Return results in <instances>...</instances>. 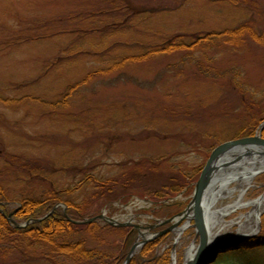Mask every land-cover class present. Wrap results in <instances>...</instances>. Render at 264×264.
Wrapping results in <instances>:
<instances>
[{
  "label": "rangeland",
  "instance_id": "rangeland-1",
  "mask_svg": "<svg viewBox=\"0 0 264 264\" xmlns=\"http://www.w3.org/2000/svg\"><path fill=\"white\" fill-rule=\"evenodd\" d=\"M260 13L264 14V0H0V186L15 199L23 190L13 169L6 167L7 152L58 168L62 173L52 176L62 191L81 182L84 170L111 178L121 174L129 162L163 158L166 168L189 174V179L182 181L190 186L187 194L165 208L135 199L126 205L99 200L89 208L85 220L91 223L96 218L99 226L104 227L106 223L98 216L106 213L122 222L129 219L137 225L151 224L154 227L148 230L149 234H161L153 238L159 248L152 254L163 256L167 264H188V249L193 244L199 249L202 241L194 213L188 219L180 220V216L176 228L173 219L191 205L195 184L213 151L229 141L261 133L264 137V121L254 127L252 135L251 127L245 126L248 108L250 112H264V46L240 42L248 28L263 34L260 24L243 26L253 17L258 23L264 21ZM209 32L229 33L222 48L195 53L196 61L205 65L215 61L218 72L213 78L201 76L196 66L188 63L181 74L167 71L155 82L169 65L180 63L183 54L177 53L131 68L129 75L133 81L113 75L80 87L73 97L69 119L54 117L51 110L37 101H56L65 92L67 96L70 87L108 65L109 56L102 59L106 61L103 63L98 58L86 57L89 51L102 47L135 52L179 34L190 42ZM6 99L16 102L9 106L4 103ZM187 108L201 116L168 114ZM258 151L253 155L237 154L222 169L246 159H264V149ZM235 187L234 184L231 189ZM94 191V187L81 191L78 201L90 198ZM239 195L240 191H235L220 197L214 207L232 205ZM263 195L264 172L245 191L243 202ZM19 206L13 202L11 209L16 211ZM251 210L248 207L233 211L222 220L224 226L217 218L222 240L213 243L207 261L216 262L222 252L264 234L263 210L255 232L237 238L241 223ZM167 213L172 215L166 216ZM186 224L187 230L177 238L175 230ZM100 231V235L115 243L114 261H106L108 264H123L132 247L143 241L138 231L131 234L128 230V242L125 235L110 236ZM146 246L136 251L131 262ZM89 247L100 248L99 242L92 241ZM121 249L125 254L119 260L116 256ZM2 254L0 251V264H7L8 258V264H52L44 260L17 263V252L3 254L4 258ZM250 257L257 264H264V250ZM55 260L59 264H75L62 257Z\"/></svg>",
  "mask_w": 264,
  "mask_h": 264
},
{
  "label": "trees",
  "instance_id": "trees-1",
  "mask_svg": "<svg viewBox=\"0 0 264 264\" xmlns=\"http://www.w3.org/2000/svg\"><path fill=\"white\" fill-rule=\"evenodd\" d=\"M124 2L125 4H129L126 1ZM128 8L127 5L125 10L127 11ZM133 14H138L137 10ZM260 16L264 17V14ZM251 23L252 25L260 24V29L264 30V21L258 23L254 17L242 25H250ZM93 30L96 31L95 28ZM262 33L254 30L253 27L248 28L246 34L243 33L241 35L242 39H240V42L242 44L247 42L249 45L255 42L264 46V31ZM228 34L226 32L223 34L209 32L197 36L190 42L187 41L188 38L184 35L179 34L135 52L121 49L107 50L100 47L101 50H95V52L89 51L86 57L98 58L104 63L106 61L102 59L105 56H109L106 67L102 66L101 68H97L94 72L87 75L83 81L70 87L71 89L67 96L65 92L56 101L48 99L37 101L46 110H51L54 117H67L69 119L71 116L70 111L73 104V97L79 91L78 89L80 87L88 86L95 81L106 79L113 75H118L120 78L126 77L127 81H133L134 79L129 75L131 68L142 65L143 63L146 64L161 60L162 58L165 59V57H172L177 53L183 54L180 63L169 65L155 82L159 81L167 71L175 72L176 70L178 75L181 74L184 68L183 66H186L188 63L194 64L201 76L207 79L213 78L216 72H218L215 61H212L209 65H205L200 61H196L195 53L205 49L222 48V46H225L224 42L227 40L226 37H228ZM5 102L10 106L16 100L6 99L4 100ZM242 103H245L244 100ZM245 106L247 108L249 107L247 103H245ZM248 109L249 112H245L248 113V120L245 126L246 128L251 127L249 133L252 135V133H255L253 131L254 127L256 128V125L264 121V112L259 111L254 113L250 112V108ZM168 114L179 117L194 116L198 118L201 116V114L191 111L188 108L177 111L172 110ZM163 160L161 158L154 161L137 160L129 162L125 164L126 169L121 174L111 178H101V176L87 173L89 171L84 170L81 173L86 174L84 175L85 178L81 179V182L76 184L75 187H67L66 190L62 191L63 189L60 187L59 182L52 176L53 174L62 173L58 168H51L42 160L26 159L24 156H11L7 152L6 167L13 169L15 178L17 181H20L23 190L20 191L19 197L15 199L12 198L8 190L0 186V207L3 211L0 214V251L8 255L12 252H17L18 257L15 259L17 263H30L37 260H44L52 264H59L55 260L57 257L68 259L75 264H90L92 261L96 262L95 264H108L106 261H114L112 251L115 243L109 242L98 231L101 230L100 232H103L102 234H108L110 236L115 234L125 235L126 242H128L129 234L131 233L130 230L109 226L100 227L97 222L76 223V221L80 222L85 220L88 216L89 208L94 202L99 200H103L106 204L109 202L124 201V199H129L132 196H147L154 201H161L181 192L188 185V182L182 183V181L188 180L189 174L172 168H166ZM50 169L53 171L49 172ZM165 169L167 170L165 171ZM91 187L95 188L91 197L83 201H78V194L87 189L91 190ZM13 202H17L18 205L20 204L21 208L17 212L11 209ZM59 203L66 204V212L63 208H58L51 213L53 208ZM11 214L13 220L19 223L48 216L42 221L32 223L25 228H17L9 220ZM76 238L80 240H76ZM92 241L99 242L100 248H90L89 243ZM158 244L155 242L146 246L141 254L135 257L130 264H167V259L162 258L163 256L156 257L152 254V251L158 247ZM263 250L264 234L244 241L238 248L222 252L218 260L213 264H257L250 256L257 251ZM117 253L116 258H119V260L125 254L124 249L119 250ZM3 254L2 257L4 258L5 255ZM232 258L235 260H232ZM8 263H11L10 258H8ZM115 264L121 263L118 261Z\"/></svg>",
  "mask_w": 264,
  "mask_h": 264
},
{
  "label": "bare ground",
  "instance_id": "bare-ground-1",
  "mask_svg": "<svg viewBox=\"0 0 264 264\" xmlns=\"http://www.w3.org/2000/svg\"><path fill=\"white\" fill-rule=\"evenodd\" d=\"M247 150L253 151L255 149L232 150L223 154L215 163L216 171L210 178L208 188L204 191L202 209L206 219V229L212 244L222 240L220 235V226H224L222 220L233 211L248 207L252 209L248 216H246L247 220L244 223H241L240 231L237 235V238H243L250 236L255 232V229L258 226L259 217L264 210V195L256 200L245 203L243 202L245 191L251 186L257 176L264 172V159H246L241 163L228 168L227 170L222 169V167L225 166V163L233 161L237 154L248 155L246 153ZM256 152H258V150ZM256 152L253 154H256ZM240 157L243 158V156ZM234 184L236 187L231 189V186ZM235 191H240V195L232 205H228L220 209L214 207L217 199L220 197L230 196ZM248 224H250L249 228ZM188 225L189 224H186L182 228L175 230L177 238L181 236L185 230H187ZM136 249L140 248L136 247ZM196 251L197 246L193 244L187 251L188 261H190L192 257H195Z\"/></svg>",
  "mask_w": 264,
  "mask_h": 264
},
{
  "label": "water",
  "instance_id": "water-1",
  "mask_svg": "<svg viewBox=\"0 0 264 264\" xmlns=\"http://www.w3.org/2000/svg\"><path fill=\"white\" fill-rule=\"evenodd\" d=\"M258 147L264 148V138H262V136H254V137H250V138H244V139H240V140H236V141L227 142V143L220 145L219 147H217L213 151V153H212V155H211V157H210V159H209V161H208V163H207V165H206V167L202 173L201 179L197 183L195 194H194V200L192 202V205H194V213H195L194 219L196 222V227L199 231V235H200L202 241H201V246L197 251L195 260L191 261L188 264H212V262H214V260L213 261H207V258H209V256L211 255L210 254L211 253L210 248L214 244H212V243L210 244L209 237L207 234L206 224H205V220H204V212L202 209V198H203L204 191L209 186L210 178L212 177V175L215 171V163L223 154H225L229 151L241 150V149H255L253 151L247 150L248 151V152H246L247 154H252V153L256 152V148H258ZM192 205H191V207H192ZM27 224H25V225H27ZM25 225H23V226H25ZM133 250H134V248H133ZM131 258H132V253L129 255L125 264H129Z\"/></svg>",
  "mask_w": 264,
  "mask_h": 264
}]
</instances>
